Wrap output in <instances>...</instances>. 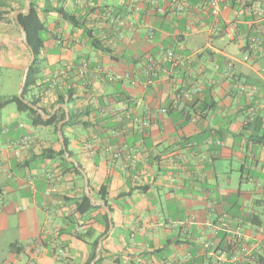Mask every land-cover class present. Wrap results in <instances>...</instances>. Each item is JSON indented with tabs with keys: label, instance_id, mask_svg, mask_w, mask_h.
<instances>
[{
	"label": "crops",
	"instance_id": "1",
	"mask_svg": "<svg viewBox=\"0 0 264 264\" xmlns=\"http://www.w3.org/2000/svg\"><path fill=\"white\" fill-rule=\"evenodd\" d=\"M170 1L32 0L47 39L41 87L30 95L52 113L59 105L53 108L56 90L46 93L49 83L73 87L74 102L65 106L87 126L64 133L84 179L57 156L53 134H36L49 127L24 122L18 111L6 124L0 111V264H249L263 253L264 58L254 39L264 41V17L229 0L217 18L203 6L178 12ZM252 1L264 12V0ZM24 2L0 0V69L7 64L23 76L31 52L13 10ZM168 50L178 64L163 63ZM149 63L157 64L152 87L121 79L129 73L142 82ZM195 86L199 95L174 109L175 96ZM125 102H142L137 114L150 111L152 122L145 132L129 126L114 137L120 122L100 110ZM94 137L90 156L84 143ZM52 186L57 192L47 196ZM83 197L101 210L77 214Z\"/></svg>",
	"mask_w": 264,
	"mask_h": 264
},
{
	"label": "trees",
	"instance_id": "2",
	"mask_svg": "<svg viewBox=\"0 0 264 264\" xmlns=\"http://www.w3.org/2000/svg\"><path fill=\"white\" fill-rule=\"evenodd\" d=\"M30 1L32 5L31 11L28 14H22L19 16V21L21 25L23 26L25 34H26L28 48L31 49L35 54V60H34L33 65L30 68V71H29V74L26 80L23 96H24V99L28 103L38 107V109L43 110V112L46 115H51V112L47 111L43 106H41V99L38 95H35V94L30 95L35 88L41 87L40 80H42V71L40 69L39 62H40V56L45 47V39L43 38L42 35L46 30L45 24L42 21L39 12L35 9V5L32 2V0ZM192 1H194L195 4L197 3L203 4L206 2V0H191V2ZM230 5L232 8L240 9L239 4L237 3V0H231ZM24 7H25V2L19 8L13 10V13L18 11V9L24 8ZM58 12L63 16V19H65L66 21L70 23L74 22V18L70 16L68 13L64 12V10H59ZM0 73H1V69H0ZM56 96H57V100L55 104L53 105V108H55L58 105L69 106L70 104L74 102L73 87H67V86L65 87V85L62 86L61 84L60 87L56 89ZM12 104L16 106L17 111L19 113L27 114L28 117L32 118V124L34 126H45V127L51 126L54 128V132L57 136H58V124L66 119V112L62 108H60L57 110L56 114L51 119L44 121L43 118L41 117V114L38 111L31 108L28 104L22 102L18 98L17 95L1 97L0 98V111L4 109L6 106L12 105ZM81 117H82L81 114H75V113L70 112V119L68 122L64 124L63 129H62V133L65 139V146L67 148V152L70 154V158L72 157V154L68 150L69 142L65 136L64 129L67 127L74 126V125H82V127H86L87 126L86 122H82L81 120L78 121V119ZM57 141L59 142L58 137H57ZM259 142L264 143V137L260 138ZM65 154L66 152L63 149V146L61 145V149L57 156L61 158L64 165L69 170L74 172L80 178L84 179L82 172H80L75 167L74 164L69 163L66 160ZM100 194H101L100 195L101 199L104 202H107L106 201V196H107L106 187L101 188ZM95 210H101V207H92L90 200L87 197H83L82 201L78 204L76 213L79 214L80 216H85V215L92 213ZM103 219L105 222L108 223L107 214H103ZM77 236L79 238L82 237L81 235H77ZM95 259H96V253H94L92 257V260H95ZM99 261L100 259L96 261V264H98ZM250 262H252V264H263L264 262L263 255L262 254L256 255L255 259L253 261L250 260ZM250 262L248 261L249 264H251ZM241 263L246 264V262H241Z\"/></svg>",
	"mask_w": 264,
	"mask_h": 264
},
{
	"label": "built area",
	"instance_id": "3",
	"mask_svg": "<svg viewBox=\"0 0 264 264\" xmlns=\"http://www.w3.org/2000/svg\"><path fill=\"white\" fill-rule=\"evenodd\" d=\"M231 0H208L205 3H197L195 6H192L191 0H171L170 3L172 7H174L178 12H186L190 9H199L205 7L212 17H219L222 10V2H224L223 7L225 8L227 5L226 2L230 3ZM226 3V4H225ZM237 3L239 4L240 12H255L256 15L263 18L264 12L262 9H260L256 3H254L252 0H237ZM192 26H188L187 30L190 31ZM226 34L229 37H232L234 35V29L232 27H228L226 30ZM154 33L150 31L149 37L153 38ZM254 48L258 52V55L264 58V41L262 38L257 37L254 39ZM249 57H246L245 60H248ZM181 61V57L177 56L172 50H168L165 52V56L163 59V63H170L172 65L178 64V62ZM157 64L156 63H149L147 68L144 71V80L141 82L137 78H132L131 74L127 73L121 79L131 80L133 83H142L146 88L152 87L154 85V82L157 78ZM89 71V63L87 61H83L81 63V68L79 72V76L84 78L86 76L87 72ZM107 81L111 84L116 81V77L109 76L107 78ZM60 79H54L50 84L48 85V89L46 90V93H53L58 87H60ZM87 85V82L84 83ZM201 92V88L199 86H195L191 92H185L180 91L174 98L172 102V107L174 109L181 108L183 105L184 100H189L194 98L195 96L199 95ZM142 105V102H136L134 106L132 104H129V102L121 103V107H116L114 104H109L107 107L102 108L100 110V116L101 117H113L116 120L120 122V127L118 129L113 130L112 133L114 137H120L125 133V128L127 127H138L139 130L142 132H145L149 129L151 122H152V115L150 111H146L145 115L139 116L137 114V109ZM147 109V108H146ZM162 113H166V109L161 110ZM22 127V125H21ZM30 137H25L22 139V144H26L30 142ZM99 140L98 137H94L90 140H87L84 143V150L88 153V155L93 156L96 151V142ZM123 156V151L118 150L115 152L114 157L116 159H121ZM130 158V156H128ZM57 192V189L52 186L49 190L46 191V195L49 196L51 194H54ZM83 223H79L76 228V232H80L82 229ZM55 235H59V231L54 232ZM64 254V251L62 249H58V255L61 256ZM263 260H264V248H263ZM220 257H224V254H220ZM264 264V262H263Z\"/></svg>",
	"mask_w": 264,
	"mask_h": 264
},
{
	"label": "rangeland",
	"instance_id": "4",
	"mask_svg": "<svg viewBox=\"0 0 264 264\" xmlns=\"http://www.w3.org/2000/svg\"><path fill=\"white\" fill-rule=\"evenodd\" d=\"M43 38L47 39L45 32L43 33ZM224 42L225 43H229V39L224 37ZM22 70L15 68V67H11L9 65H5L1 67V73H0V96L1 95H7V96H12V95H17L20 91V87H21V82H22ZM30 96V95H29ZM17 113L16 110V106L15 105H8L7 107H5L2 110V115H3V121L7 124V123H15L16 118L14 117V114ZM22 118V120H24V122L28 123V118L27 115L22 113L19 114ZM42 131H38V133H36L38 136H42V135H47L49 134V136H53V138H55L57 140V135L54 132V128L53 127H49V128H45V129H40ZM43 136V137H45ZM58 253V251L56 252Z\"/></svg>",
	"mask_w": 264,
	"mask_h": 264
},
{
	"label": "water",
	"instance_id": "5",
	"mask_svg": "<svg viewBox=\"0 0 264 264\" xmlns=\"http://www.w3.org/2000/svg\"><path fill=\"white\" fill-rule=\"evenodd\" d=\"M31 8H32L31 1H30V0H25V7H24L23 9H21V10H18V11L15 13V17H14L15 22H16L18 28H19L20 31H21L22 39H23L24 43H25L27 46H28V42H27L26 34H25V31H24L23 26L21 25V23H20V21H19V16L22 15V14H28V13L31 11ZM30 52H31V58H30V61H29L28 65H27V67H26V69H25V72H24V76H23V80H22L21 89H20V91H19V93H18V98H19L22 102L28 104V105H29L31 108H33L34 110L38 111V112L41 114V117L43 118L44 121L51 119V118L56 114V111H57V109H58L59 107H61L62 109L65 110V112H66V119L58 124V139H59L60 144L63 146V149H64L65 152H66V154H65V156H66V160H67L68 162L74 164L75 167H76L79 171L82 172L80 166L76 163V161L70 158V155H69V153L67 152V148H66V146H65V139H64V136H63V133H62V129H63L64 124H65L66 122H68L69 119H70V114H69V111H68V109L66 108V106H65V105H59V106H58V107H57V108L51 113V115H46V114L43 112V110L38 109V107H36V106H34V105L28 103V102L24 99L23 92H24V89H25L26 80H27V77H28V74H29L30 68H31V66L33 65L34 60H35V54H34V52H33L31 49H30ZM103 207H104V209L107 211V207H106L105 205H103ZM107 213L109 214L108 211H107Z\"/></svg>",
	"mask_w": 264,
	"mask_h": 264
}]
</instances>
